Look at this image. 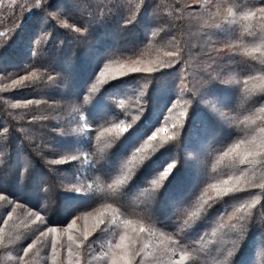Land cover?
<instances>
[{
  "label": "snow or ice",
  "instance_id": "6c2138e0",
  "mask_svg": "<svg viewBox=\"0 0 264 264\" xmlns=\"http://www.w3.org/2000/svg\"><path fill=\"white\" fill-rule=\"evenodd\" d=\"M85 3L34 0L14 29L0 32V37H8L0 45L2 59L21 39L28 17L39 18V31L29 43L32 62L23 69L25 74L17 72L0 92L14 86H53L55 68L41 61L53 35L48 28L54 25L77 34V39L85 38L92 25L69 22L71 10ZM206 4L208 19L198 25L199 41H193L189 33L178 35L175 31L177 24L184 23L183 7L177 9L174 18H166L152 11L160 7L157 0H139L133 7L123 0H112L107 9L101 6V26L115 22L125 32L140 35L107 54L88 53L93 57V82L86 89L64 94L72 111L79 114L74 127L65 131L57 122L51 126L56 131L54 140L22 135L21 147L27 140L49 173L61 177L67 170L70 176L61 178L53 213L56 219L49 214L46 203L30 204L20 192L0 188V202L7 206V218L0 214V224L7 225L12 210L17 208L26 210L31 219L25 225L30 242L21 245L15 256L9 254V260L30 264L39 242L50 252L51 264H65V254L66 264H209V260L211 264H241L252 238L256 234L264 236V223L257 221L255 212L258 206L264 209V83L250 87L251 81H264V0H206ZM215 39L228 42L214 48L211 45ZM163 41L172 47L163 52L162 58L158 55L147 62L131 58L142 54L144 47ZM225 51L226 56L218 55ZM257 67L258 73L251 71ZM12 75L0 70V80ZM149 80L153 93L168 95L171 107L164 105L168 112L176 107L173 100L188 106L179 113L183 120L172 123L171 132L167 127H157L163 110L152 119ZM137 88L143 102H138L137 114L129 120L122 111L123 97ZM101 97L107 105L102 116L95 112ZM241 98L249 105L244 110L234 103ZM43 102L48 103L46 99ZM41 103L40 99H27L23 104L9 103V107L19 109ZM49 107L54 109L56 102ZM199 112L209 117L204 128L205 138L210 136L212 140L209 151L197 153L191 161L185 157L183 164L172 155L162 167H152L150 162L158 151L171 153L182 135L190 139L198 134ZM50 118L56 119L51 113L32 115L28 123ZM150 119L148 129L142 131L136 126L138 121ZM101 121L110 126L95 135L94 144L93 125ZM40 128L49 125L40 123ZM15 131L24 133L25 129L18 126ZM12 136L13 129L0 123V166L10 158ZM102 137L105 140L101 147L98 142ZM17 160L19 187L21 180L30 178L33 162L31 157L22 159L19 153ZM182 168L186 173L183 177ZM46 192L43 183L38 185V196ZM81 215L93 217V230L85 229L77 237L73 233ZM61 232L67 236L66 242L59 239ZM96 233L101 235L90 240ZM18 239L20 236L13 239L9 233L5 244V235L0 231V251L8 252Z\"/></svg>",
  "mask_w": 264,
  "mask_h": 264
},
{
  "label": "trees",
  "instance_id": "16d2710c",
  "mask_svg": "<svg viewBox=\"0 0 264 264\" xmlns=\"http://www.w3.org/2000/svg\"><path fill=\"white\" fill-rule=\"evenodd\" d=\"M123 2L126 3L129 7H133L135 4L139 2V0H123ZM163 2H164L163 4H160L161 7L153 8L152 11L159 13L160 17L174 18L177 9L183 7L184 10L182 12V15L184 17V23L183 25L177 24V27L175 29L176 33L178 35L189 33L193 41L201 40V34L200 31L198 30V25L208 19V15L206 12V8L208 7V5L206 4V0L204 1L163 0ZM211 2L216 3V0H211ZM111 3L112 0H86V3L82 8L71 10L72 19L69 21L70 23H76L77 25L83 24L85 26L92 25L91 33L87 34L85 38L77 39L76 38L77 34L56 28L54 25L48 28V30L52 32L53 35L51 41L47 45L48 50L45 53V55L41 58V61L45 63L47 66L55 68V71L52 72V75L56 77V79H60L62 82H67L69 84V87L65 91L61 92V89L58 88V92L52 94V98L50 99L51 104L53 102H57L59 95H63L65 97L64 94L66 92L75 91L76 89H86L90 85V81L93 76V69H92V55H89L88 53L95 54L96 52L99 51L107 54V52L111 51L112 49L121 47L126 43H129L134 39H136L137 37H139L140 35L139 33L130 34L128 32H125L124 30L120 29L115 22H111L110 24L101 26L100 23L101 6L107 9ZM33 4H34V0H0V32H8L10 29H14L19 24L20 20L24 18L25 14L27 13V10L31 8ZM201 5H202V9L204 7L205 10L203 11L201 10L200 13H194L195 14L194 15L193 11L197 12V9H200ZM38 19H39L38 17L34 19L32 17H28L29 22H26L22 28L21 39H18L15 45L9 50V52L5 54L2 59H0V70H2L5 74L8 73L13 74L9 79L0 80V88H4L6 85H10L11 78H15V74L17 72H19V74L21 75L25 74L23 69L32 62V57L29 52V43L34 38L35 34L39 31V28L37 26L40 24V22ZM7 40H8L7 36L0 37V45L5 43ZM218 40L219 41H216L211 46L214 48L220 47L222 44L228 42L225 40H220V39ZM61 41L63 42L62 44L60 43ZM162 43L163 42L153 43L151 45V48L160 46V48H163L166 51L172 47V45H169V47L165 48V45H161ZM144 49H149V47H144L142 51H144ZM228 51H232V50L229 49ZM138 54L139 53H137V55L135 56H132L131 58L135 57L136 59H138L139 57ZM249 63L251 64L254 62L249 61ZM83 65H87V68H89V70L87 71V69H84L80 71L79 67ZM251 71L258 73L259 70L257 67V68H252ZM101 87H102L101 90H103L104 86ZM28 89L30 92H32L31 89L34 90V87L14 86L8 88L4 92H0V123H3L5 126H9L11 129H13V133L15 134H17V132L15 131L16 126L25 125L26 124L25 120L31 117L33 114H36V110L34 112L33 110L28 112L30 108L25 110L24 107L23 110H21L20 108L12 109L9 107V103H16L19 101H25L27 99L35 98L36 94H33V92L25 95L24 97H20L19 93L23 91H27ZM95 95L99 96L100 93L98 92ZM123 98L126 99V95ZM5 100L9 101V103H5L4 102ZM168 102H169V98L166 97L163 99V102L160 103V106H158L159 101L156 98L154 101H152V104L156 109H158V108H164V105L168 104ZM234 103H236V101ZM236 106L240 110H244L249 105H246L241 98L239 99L238 103H236ZM106 107L107 105L103 97L98 98L95 106V112L98 115L102 116L106 111ZM126 109L127 107L125 104V108L122 111L126 112ZM57 112L58 110L56 109V111L53 112L54 113L53 115H55ZM9 113H11V115H9ZM78 115H79L78 113L72 111L71 105L68 109H66V115L64 117L66 118L65 120H67L65 122L66 123L65 125L67 126V131L70 130L71 127L75 126L73 121L78 117ZM155 115L159 116L160 113H158V111L155 110L153 116ZM162 116L160 117L162 118ZM13 117L16 118L22 117L23 119H19L18 121ZM199 118L200 119L206 118L202 120L206 125H208L209 117L205 112L202 113L199 112L197 114L196 117L197 123ZM112 119H115V117H113ZM109 126L110 124L104 123L103 121H101L100 124L93 125L92 135H93L94 144L97 143L95 141V135H98L99 132L102 131L103 127H109ZM186 133H187V128H185V134ZM104 140L105 137H102L101 140L98 142L99 146L101 147L103 146ZM183 142L184 141H181L182 145ZM211 143L212 142L210 141L209 145L205 148L209 150V146ZM188 144H192V142L189 141ZM172 149L173 151L171 150V153L162 154L163 151L156 153L152 161L150 162L152 167L155 168L162 167L172 155L178 156L181 159V163L183 164L185 158L184 156L188 154L187 151L184 150V147H181L179 151H176L177 148H172ZM108 151L110 152L112 150L109 149ZM11 156L12 155H10V158ZM41 160L43 159H40V157H36V164L38 166H40ZM182 170L183 168L181 169L180 175L183 174ZM5 171L2 172L1 175H4L3 179L7 184L5 187L0 185V188H3L6 192L9 193L16 192L17 187L15 188L14 183L16 181L17 171L14 170L12 171L10 170L11 172L7 170ZM1 175L0 178L2 177ZM39 176L40 175H36L33 178L35 182L37 183L40 182L41 184L44 179L40 178ZM31 178L32 177L30 176L28 180L30 181V183H33L34 181L30 180ZM139 179L142 180V177ZM85 183H91V180H86ZM43 185L47 189L48 187L51 186L48 189V193L51 195L52 199H50L49 201L46 198V200L51 203L50 204L51 208L48 207L49 214L52 215L53 219H56L53 213L55 211V207L58 204L57 193L60 190H54V187L56 186V183L54 182L52 185H50L49 183H44ZM30 189L34 190L33 185L32 184L26 185L24 183L23 190H20L19 192H24L25 194L29 195L28 191ZM53 190L55 191L54 194H53ZM256 191L258 192L259 190ZM39 203L40 204L43 203V201H41V197ZM6 207L7 206L0 207V214H4L5 218H7V214L5 212ZM19 210L21 209L19 208ZM259 213L263 215L264 209L260 208ZM81 217H83L88 222L91 221L94 222L93 217L85 218L84 215H81ZM257 221L259 223H264V216L262 217V219H257ZM2 226L4 225L0 224V230ZM63 226L64 225H61V227ZM81 233L82 231H80L79 229L74 230V234L77 235V237H79ZM100 235H101L100 233H96L95 235L90 236L89 239L95 240L97 236ZM260 238L261 235L259 234H256L252 238V240L249 243L248 249L245 250V255L242 258L241 264H248L249 261H251V264H264V255H262L264 250L260 248L261 247V245H259L261 242ZM7 241H8V237L5 238V242ZM262 241L264 242V238H262ZM37 245H39V242L37 243ZM2 252L3 251H0V257ZM209 264H211L210 260H209Z\"/></svg>",
  "mask_w": 264,
  "mask_h": 264
},
{
  "label": "rangeland",
  "instance_id": "374dc122",
  "mask_svg": "<svg viewBox=\"0 0 264 264\" xmlns=\"http://www.w3.org/2000/svg\"><path fill=\"white\" fill-rule=\"evenodd\" d=\"M202 1H204V0H202ZM157 2L159 5L164 3L163 0L162 1L157 0ZM200 7H201L200 9H197V12L193 11V14L194 13H200L201 10L202 11L205 10L204 7L202 9V5ZM195 41H198V40H195ZM216 41H219V40L217 39V40H215V42ZM161 45H165V48L169 47V44H167L166 41H163V43ZM164 51L165 50L163 48H160V46L154 47V48L149 47V49H144V51H142V54H140V53L138 54L139 55L138 59H141L142 61H145V62H147L149 60H154V59H157L158 55H159V57H162ZM218 55L219 56H226L227 51L220 52ZM132 59H136V58L134 57ZM79 69H80V71L84 70V69H87V71L89 70V68H87V65L80 66ZM233 75H235L237 78H240L239 73H234ZM145 79H147V78H145ZM91 82H93L92 79H91L90 83ZM141 82H143V81H141ZM162 83H166V81H164ZM260 83H264V81H251L250 87L254 86V85L258 86ZM68 87H69V84L67 82H62L60 79H55V81L53 82V86L51 88L46 87V86L45 87L37 86V87H34V90L31 89L33 94H36V97L33 98V100L40 99L42 101V103L39 106H36L35 104H33V105H29L25 108L22 107L20 109L23 110V108H24L26 110V109L30 108L28 112H30L32 110L34 112L36 110V114H33V115H49L50 113L53 115L54 114L53 112H55L57 109L58 112L55 115H53L56 117V119L50 118L47 121H42V122L33 123V124L28 123V120L31 117L26 119L25 120L26 124L22 125L23 128L25 129V132L24 133L17 132V134L13 133L12 140H11V148H10L11 155H12L11 158H9L8 162L5 163L3 166H0V175L5 170H7V171H10V170L11 171L12 170L18 171L19 165H18V160H17V153H19L21 158L24 160H27L29 157H31L32 162H33V172L31 174L32 178L30 180H32L34 182L30 183V181L27 180V183H26L23 180H21L19 187H17V180L14 183L15 184L14 186H15V188L17 187L16 190L18 192L20 190H23V184L24 183L26 185H28V184L33 185L34 190L30 189L28 191L29 195L25 194L24 192H20L21 197L26 198L30 204L40 202V197H41V201H43V203H41V204L46 203L47 206L51 208V205H50L51 203L49 202L50 199H52L51 195L48 192H46V193H39V196H38V185H40V182L39 183L35 182L33 177H35L36 175H40L39 177L44 179L42 182L43 184L49 183L50 185H52L54 182V183H56L54 190H60L61 178H66V177L70 176V174L67 170H65L61 174V177H57L56 175L49 173L47 171V167L45 165L44 160H41L40 166H38L36 164V157H40V156H38L32 150L31 146L29 145V142L27 140L24 141V144L22 147L20 144V140H21L22 135H27L28 137H35V138H37V140H39V138L41 136H44L46 140H54L56 137V131H53L51 126L56 125L57 122H59L61 128H63L65 131H67V126L65 125L66 124L65 122L67 120H65L66 118L64 116L66 115V109H68L70 107L69 101L67 99H65V97L63 95H59L58 100L56 102V107L54 109L50 108L49 104H51L50 99L52 98V94L58 92V88L61 89V92H63ZM152 87H153V85H152L151 81L149 80L148 81V93H149V97H150L149 101H148L149 106L152 108L153 113L155 110H157L158 113H161V111L163 110V116H162V118L160 117V123L157 124V127H167L169 132H171L174 130L171 127L172 123L175 122L177 119L183 120V118L179 117V113L181 111H184L185 109H187L188 106L184 105L182 103V101L174 100L173 103H176V107L173 111L168 112L164 108L156 109L153 106L152 101H154L157 98V100L159 101L158 106H160V103L163 102V99L168 97V95L166 93L161 92V91H156L153 93L151 91ZM130 88H131V86H130ZM32 92H30L28 89L27 91L20 92L19 94H20V97H24L25 95L30 94ZM125 95H126L125 104L127 107L126 113H127L128 118L130 120L131 116H134L137 114L138 102H143V101H141L139 98V89L138 88L135 91L130 90L129 92L125 93L124 96ZM45 99L48 101V103L43 102ZM238 101H236V103H238ZM19 102L22 104L24 103V101H19ZM170 105H171V103L168 102V107ZM200 113H202V112H200ZM166 114H167V117H166ZM145 115H147V113H145ZM257 115H260V114L257 113ZM155 117H156V115L152 116V119H154ZM152 119H150L148 121H143V120L138 121L136 123V126L141 128L142 131H144V130L148 129L147 127H149V125L151 126L150 123H152ZM202 119H206V118H201V119L199 118L198 123H197L198 124V134L192 136L190 139H185V135H182L177 141L174 142L176 147H173V148H177L176 151H179L181 147H184V150L187 151V153H188L184 157H187L189 161H191V159L197 153H205L206 154L209 150L205 147H207L209 145L210 141L212 142L210 136L207 139L205 138V131L203 129L207 125L203 122ZM165 121H166V123H165ZM40 123H44V124L49 125V128L42 130L40 128ZM17 127L18 126H16V128ZM152 130H154V129H152ZM161 135H163V133ZM181 141H184L183 145L181 144ZM189 141H191L193 145L188 144ZM193 149H195V151H193ZM162 151L163 150L158 151V152H162ZM172 151H173V149H172ZM176 151H174V152H176ZM40 159H42V158L40 157ZM64 167H66V166H64ZM86 168H87V166H85V168H84L85 171H86ZM182 171H183V174H181V175L184 176L186 174L185 170L183 169ZM5 173H6V171H5ZM1 176L2 177L0 178V185L5 187L7 183L3 179L4 175H1ZM55 179H56V181H55ZM50 187H48V189ZM54 190H53V194L55 192ZM46 198L49 201H47ZM1 206H6V202H0V207ZM17 209L18 210L12 211V220H10L7 225L2 226L0 231H2L4 233L5 238L8 237L9 233H11L13 236V239H15L16 236H20V239L15 240V243L13 245H10L8 252H2L1 257H0V263L1 264H16V261L14 259L13 260L8 259V255L11 254V255L15 256L16 250H18L21 247V245H25L27 242H30L29 240L26 239V236H27L29 229L27 227H25V225L30 224L31 219L26 216V210H24V209L19 210V208H17ZM259 211H260V207L258 206L257 209L255 210L256 217H257V219H262L264 214L262 215L261 213H259ZM93 223L94 222H92V221L88 222L83 217H81L79 220H77L76 229H79L82 232L85 229H87L88 231H92L93 230ZM61 228H63V227H61ZM75 236H77V235H75ZM262 238H264V236L263 237L261 236V238H260L261 242L259 245H261L260 248H262L264 250V242L262 241ZM59 239H62L64 242H66L67 236L63 232H61ZM7 243H8V241L5 242V244H7ZM38 250L40 252L39 256L36 255V252ZM58 251H59V249H58ZM263 253H262V255H264ZM64 259H65V264H66V254L64 256ZM51 260H52V257H51L50 252L47 250H44L42 248V246L39 244V245H37V248L33 250V253L30 257V264H51ZM150 264H151V262H150Z\"/></svg>",
  "mask_w": 264,
  "mask_h": 264
}]
</instances>
